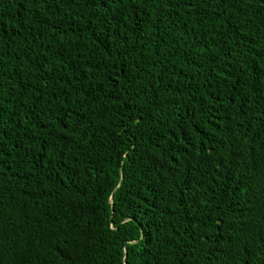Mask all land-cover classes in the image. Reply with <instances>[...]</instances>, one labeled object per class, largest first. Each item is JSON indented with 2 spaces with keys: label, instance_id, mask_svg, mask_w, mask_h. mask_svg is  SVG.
<instances>
[{
  "label": "trees",
  "instance_id": "1",
  "mask_svg": "<svg viewBox=\"0 0 264 264\" xmlns=\"http://www.w3.org/2000/svg\"><path fill=\"white\" fill-rule=\"evenodd\" d=\"M0 264H264V0H0Z\"/></svg>",
  "mask_w": 264,
  "mask_h": 264
}]
</instances>
